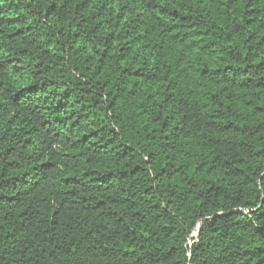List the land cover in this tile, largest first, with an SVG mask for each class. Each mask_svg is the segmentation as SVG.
<instances>
[{
    "label": "trees",
    "instance_id": "obj_1",
    "mask_svg": "<svg viewBox=\"0 0 264 264\" xmlns=\"http://www.w3.org/2000/svg\"><path fill=\"white\" fill-rule=\"evenodd\" d=\"M0 264H264V0H0Z\"/></svg>",
    "mask_w": 264,
    "mask_h": 264
}]
</instances>
